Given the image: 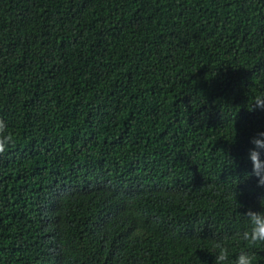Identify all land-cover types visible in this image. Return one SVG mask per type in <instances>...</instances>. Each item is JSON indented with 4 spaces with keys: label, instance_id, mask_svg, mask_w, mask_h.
<instances>
[{
    "label": "trees",
    "instance_id": "trees-1",
    "mask_svg": "<svg viewBox=\"0 0 264 264\" xmlns=\"http://www.w3.org/2000/svg\"><path fill=\"white\" fill-rule=\"evenodd\" d=\"M261 92L264 0H0V264L234 255Z\"/></svg>",
    "mask_w": 264,
    "mask_h": 264
},
{
    "label": "clouds",
    "instance_id": "clouds-1",
    "mask_svg": "<svg viewBox=\"0 0 264 264\" xmlns=\"http://www.w3.org/2000/svg\"><path fill=\"white\" fill-rule=\"evenodd\" d=\"M246 107L248 110H264V92L258 93L250 100ZM4 127L0 121V129ZM11 138L0 139V151H3ZM251 147L248 148L246 159L250 162L251 171L245 173L256 178L258 187L264 188V131H257L249 140ZM235 193L233 192V198ZM235 201V199H234ZM235 204L239 206L236 201ZM259 210L247 209L239 213L243 226L239 228L233 239L240 243L239 250L234 255L223 239L210 242L209 252L214 257L213 264H257L255 252L252 250L257 245H264V196L258 200ZM236 207V208H237Z\"/></svg>",
    "mask_w": 264,
    "mask_h": 264
}]
</instances>
